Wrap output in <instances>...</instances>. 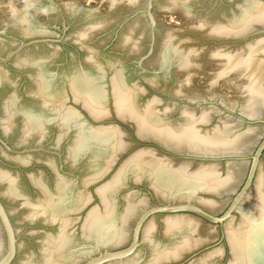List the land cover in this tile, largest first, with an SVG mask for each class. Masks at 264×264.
<instances>
[{
  "label": "water",
  "instance_id": "1",
  "mask_svg": "<svg viewBox=\"0 0 264 264\" xmlns=\"http://www.w3.org/2000/svg\"><path fill=\"white\" fill-rule=\"evenodd\" d=\"M97 264H264V0H189Z\"/></svg>",
  "mask_w": 264,
  "mask_h": 264
}]
</instances>
